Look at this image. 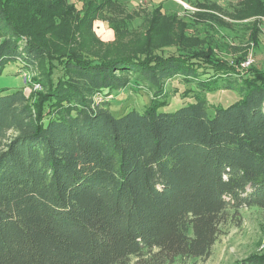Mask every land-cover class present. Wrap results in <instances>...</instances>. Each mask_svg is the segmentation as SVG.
Returning <instances> with one entry per match:
<instances>
[{
	"label": "trees",
	"instance_id": "trees-1",
	"mask_svg": "<svg viewBox=\"0 0 264 264\" xmlns=\"http://www.w3.org/2000/svg\"><path fill=\"white\" fill-rule=\"evenodd\" d=\"M78 4L0 0V75L12 62L20 71L50 63L47 76L33 79L44 89L36 108L23 89L0 93V264L208 259L234 215L264 210V70H237L246 50L222 62L217 52L227 54L228 45L212 35L225 22H261L264 0H239L226 17L206 3L183 17L161 5L140 14L121 0ZM140 17L143 36L133 26ZM95 22L106 23L111 41L97 36ZM80 26L120 52L109 60L88 55L75 34ZM61 28L60 46L50 45ZM67 45L72 52L59 54ZM175 77L196 88V102L158 112ZM130 80L154 98L141 113L115 118L93 101ZM216 90L241 98L215 108L203 96Z\"/></svg>",
	"mask_w": 264,
	"mask_h": 264
},
{
	"label": "rangeland",
	"instance_id": "rangeland-1",
	"mask_svg": "<svg viewBox=\"0 0 264 264\" xmlns=\"http://www.w3.org/2000/svg\"><path fill=\"white\" fill-rule=\"evenodd\" d=\"M81 0H78L80 4ZM134 5L129 3V10L138 12L142 11L144 13L149 12L153 6L149 7L145 4L139 3V1L134 0ZM166 4L163 7L165 13H177L179 17L187 16L188 14L194 13L196 10L197 3H206L214 6H218L223 10V15L226 17L228 13L236 6L239 0H165ZM78 4V5H79ZM137 4V5H136ZM31 14V18L32 19ZM264 18H260L261 22H225L228 27H216V33L214 38L220 42L228 45L227 54H220L217 52L218 57L225 64H230L231 60L245 54L247 59L244 61L247 66H242L244 63L240 64L238 69L243 71V69L249 66H257L258 68L264 70ZM227 21L228 19L225 18ZM247 21V20H246ZM256 24L258 29V48L253 49L250 45L251 39L250 34ZM102 25L100 22H95L94 29L95 32L100 31ZM134 28L139 31V36H143L146 33L147 26H142V19H136L133 23ZM81 28V26H80ZM77 30V29H76ZM82 32L77 31L75 34L81 36L85 43L86 49L85 53L95 58H102L104 60H109V58L120 51L117 49L111 50L110 45H101L96 42V38L87 31L85 28H81ZM56 35L48 36V41L51 42L50 45L56 47L60 46L61 39L65 38L66 34L63 28L59 30H52ZM82 33V34H81ZM97 34V33H96ZM99 38H102L101 35ZM58 39V40H56ZM67 41V40H64ZM68 45L71 46L72 38L69 39ZM48 42V43H50ZM61 50L59 54L63 55L66 52H72L68 48ZM143 46V38L136 42V48L141 49ZM166 52H171L168 48L164 49ZM241 51V52H240ZM160 55L159 51L156 52ZM64 57H59L61 59ZM140 60H147L143 57H137ZM155 57L151 59L148 58L149 62L155 60ZM204 65L200 68L203 70ZM210 66V65H207ZM217 68V67H215ZM50 63L47 60H42L41 63L33 70H19V64L12 62L7 64L0 75V93L1 94H11L16 90L23 89L29 102L36 108L37 103L42 97L41 93L44 89L34 78H38L40 81L43 76L49 72ZM207 71V72H206ZM28 72L30 76V81L24 82L22 78V73ZM206 74L208 71L204 69ZM241 73V72H240ZM59 76V72L55 71L53 73V79ZM37 87V88H36ZM164 101L161 102V106L158 108V112L169 113L178 110L189 104L196 102L194 86L185 85L180 77H175L172 80H168L163 86ZM204 100L213 107L226 108L227 106L234 104L240 100L238 93L230 90H216L212 92H207L204 94ZM152 94L148 91L146 86L137 85L133 80H130L129 84L122 90H113L108 96L99 95L93 98L96 104L105 106L109 109L110 114L119 118L129 111L135 110L141 113L146 107L150 106L153 100ZM159 100V99H156ZM209 115H212V110L208 111ZM253 261L255 264H264V210L257 208L242 209L238 214L234 215L228 223L223 228V233L214 245L211 256L206 260H196L194 263L190 262L188 264H241L243 262ZM180 264V263H176Z\"/></svg>",
	"mask_w": 264,
	"mask_h": 264
},
{
	"label": "crops",
	"instance_id": "crops-1",
	"mask_svg": "<svg viewBox=\"0 0 264 264\" xmlns=\"http://www.w3.org/2000/svg\"><path fill=\"white\" fill-rule=\"evenodd\" d=\"M137 1H139V0H137ZM121 2L124 3V5L126 6L127 9H129L130 8L129 3L134 5L133 2H135V1L134 0H121ZM139 3H140V1H139ZM165 4H166L165 0H148V3L146 4V6L156 7L158 5H161L163 8ZM100 24L102 26L100 27V31L96 32L97 36L100 37V35H101L102 38H100V39L102 41H111L113 39L112 32L107 28L106 23L100 22Z\"/></svg>",
	"mask_w": 264,
	"mask_h": 264
},
{
	"label": "built area",
	"instance_id": "built-area-1",
	"mask_svg": "<svg viewBox=\"0 0 264 264\" xmlns=\"http://www.w3.org/2000/svg\"><path fill=\"white\" fill-rule=\"evenodd\" d=\"M140 1V3L141 4H147L148 3V0H139ZM263 22H264V19H263ZM248 63L249 62H247V64H243L242 66H247L248 65ZM28 72H23L22 73V78H23V80H24V82H26V81H30V76H29V74H27ZM37 88V87H36Z\"/></svg>",
	"mask_w": 264,
	"mask_h": 264
}]
</instances>
